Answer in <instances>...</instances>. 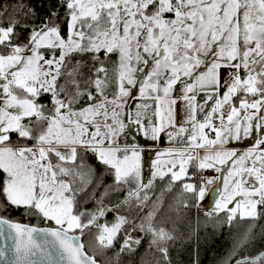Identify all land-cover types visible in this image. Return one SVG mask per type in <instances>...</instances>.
<instances>
[{"label": "snow or ice", "instance_id": "snow-or-ice-1", "mask_svg": "<svg viewBox=\"0 0 264 264\" xmlns=\"http://www.w3.org/2000/svg\"><path fill=\"white\" fill-rule=\"evenodd\" d=\"M161 133L170 146L144 172L136 134ZM89 157L112 180L92 210ZM221 178L215 213L229 226L264 218V0H59L43 17L0 7V208L38 221L0 215L3 264H101L114 240L139 245L135 231L171 264L175 237L153 223L162 194L180 182L184 206L199 204ZM109 190L119 205L104 204ZM149 201L139 223L120 212ZM220 264H264L251 228Z\"/></svg>", "mask_w": 264, "mask_h": 264}, {"label": "trees", "instance_id": "trees-1", "mask_svg": "<svg viewBox=\"0 0 264 264\" xmlns=\"http://www.w3.org/2000/svg\"><path fill=\"white\" fill-rule=\"evenodd\" d=\"M58 2L59 0H0V7L5 4L22 3L35 8L37 15L43 17L50 6ZM89 158L88 164L95 168L97 182L91 186L82 185L81 195L86 200L84 208L92 210L97 206L95 197L104 192L105 186L110 185L112 180L94 158ZM192 171L193 169L190 168L189 172ZM118 191L121 190H109L104 197V204L108 207H111L113 203L119 205L124 198L117 195ZM111 192L113 193L111 194ZM157 192H160V187H157ZM186 196L187 194L183 193L180 182H176L170 192L165 191L162 194L160 203L154 209V225L158 228H165L175 237L169 243L171 264H197V262L198 264H220L240 235L249 228L253 233L256 249L258 251L264 250L259 247L260 240L264 237V218H258L255 221H241L237 217L229 226L224 213L217 214L213 209L199 207L191 197H187L188 206L185 207L184 199ZM152 207L151 201L142 210L123 205L120 212L135 217L136 222L139 223L140 217L144 216ZM0 215L21 223L38 224L35 219L30 220L24 216L22 209L19 211L10 209L8 212H4L0 208ZM115 215V212H108L100 222L111 221ZM122 235L123 233H121V237ZM132 235L133 237H140L141 243L139 245L134 246L131 252L127 249L121 251L122 238H118L114 240L113 246L105 250L103 256L97 257L101 264H157L159 253L154 247H150V236L138 231L132 232Z\"/></svg>", "mask_w": 264, "mask_h": 264}, {"label": "rangeland", "instance_id": "rangeland-1", "mask_svg": "<svg viewBox=\"0 0 264 264\" xmlns=\"http://www.w3.org/2000/svg\"><path fill=\"white\" fill-rule=\"evenodd\" d=\"M131 101H129V105H131ZM133 133H135V128L132 129V133H130L128 135V137L126 138L128 141L133 140ZM124 138H122L123 141ZM135 142L140 145L143 149L141 155H142V163L143 162H147V163H143V171L144 172H148V168H149V164H150V160L155 158V152L157 150H163L164 148L169 147V142L167 140V137L164 133H161L160 138L153 142L151 140H146L145 137H143L142 135L136 134V138H135ZM90 162V158H88L87 163ZM85 180H87V177H85ZM86 184V183H85ZM85 184H82L83 186ZM81 185V188L83 187ZM214 194L212 191H208L206 192L205 195V199L200 201L199 204H197L198 206L201 207H212L215 205V200L213 199ZM82 206L84 207L86 205V200L82 199ZM125 207L127 206V204L124 205Z\"/></svg>", "mask_w": 264, "mask_h": 264}, {"label": "crops", "instance_id": "crops-1", "mask_svg": "<svg viewBox=\"0 0 264 264\" xmlns=\"http://www.w3.org/2000/svg\"><path fill=\"white\" fill-rule=\"evenodd\" d=\"M253 141V137H249L248 138V142H237L236 143V146L238 147V148H242V147H248L249 146V142H252ZM190 168H192V166L190 165L189 166V170H190ZM193 169V168H192ZM207 170H209V172H210V176H215V175H217V173H215V171L213 170V169H207ZM209 176V177H210ZM219 186H222V178H221V180L220 181H217L216 183H214L213 185H211V186H209V189L206 191V192H208V191H212L213 192V194H214V197H213V199L215 200V197H216V195H217V192H216V189H217V187H219ZM113 192H111V194H112ZM110 195V194H109ZM198 206V205H197ZM199 207H201V206H199ZM202 208H208V209H214V206H212V207H202Z\"/></svg>", "mask_w": 264, "mask_h": 264}, {"label": "water", "instance_id": "water-1", "mask_svg": "<svg viewBox=\"0 0 264 264\" xmlns=\"http://www.w3.org/2000/svg\"><path fill=\"white\" fill-rule=\"evenodd\" d=\"M5 243L10 245L12 243V241H6L3 236H0V248H2L5 245ZM0 264H3L2 259H0Z\"/></svg>", "mask_w": 264, "mask_h": 264}, {"label": "built area", "instance_id": "built-area-1", "mask_svg": "<svg viewBox=\"0 0 264 264\" xmlns=\"http://www.w3.org/2000/svg\"><path fill=\"white\" fill-rule=\"evenodd\" d=\"M203 176H205V177H209V176H210V172H209V170H207V169L203 170ZM199 179H200L199 176H196V177H195V180L198 181Z\"/></svg>", "mask_w": 264, "mask_h": 264}]
</instances>
